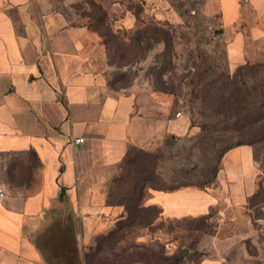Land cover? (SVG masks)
Segmentation results:
<instances>
[{
    "label": "crops",
    "instance_id": "obj_1",
    "mask_svg": "<svg viewBox=\"0 0 264 264\" xmlns=\"http://www.w3.org/2000/svg\"><path fill=\"white\" fill-rule=\"evenodd\" d=\"M91 1L114 33L134 27L127 0ZM216 1L233 70L249 58L248 43L264 47V0ZM78 3L88 4L0 0V264H85L95 235L122 209L109 196L131 150L151 151L189 127L160 92L113 87L106 45ZM258 173L253 145H236L210 186L151 189L145 205L165 218L213 219L197 264H226L228 249L256 235L248 203Z\"/></svg>",
    "mask_w": 264,
    "mask_h": 264
},
{
    "label": "rangeland",
    "instance_id": "obj_2",
    "mask_svg": "<svg viewBox=\"0 0 264 264\" xmlns=\"http://www.w3.org/2000/svg\"><path fill=\"white\" fill-rule=\"evenodd\" d=\"M79 5H85L81 9L83 14L98 13L90 3H78L77 9ZM127 5L136 20L132 29H118L113 33L109 21L110 31L99 26L110 45L108 80L115 88L137 84L136 91H156L158 80L165 78L160 74H166L168 87L176 95L156 92L162 94L164 102H170L174 113L178 111L186 116L189 127L186 132H178L175 139L166 137L160 146L144 150L156 156L154 168L159 176L144 188L139 202L141 206L153 208L131 211L135 200L120 204L122 209L109 215L110 224L95 235L93 250H86L84 263L146 264L138 258L146 257L151 251L158 254L163 247L166 254L181 251L187 256L179 264H197L203 253L197 249L199 236L214 231V220L162 217L158 207L145 205L148 193L173 182H201L217 167L226 146L237 140L252 139L259 169L257 181L261 186L255 200L248 203L256 235L244 248L234 245L225 254L226 264H264V137L259 139L264 125L245 119L246 116L254 118L258 110L264 111V47L248 43L252 49L245 62L248 66L232 80L225 74L232 76L238 66L229 68L223 42L215 33L219 29L216 0H127ZM146 6L152 10H145ZM99 8L101 11L100 5ZM92 24L98 27L96 21ZM158 29L167 32L165 42L159 41ZM165 56H170V65L160 71L167 61ZM201 71L204 73L200 75ZM244 92L248 94L246 108H230V103L236 104L235 100ZM224 114L229 116L224 118ZM139 151L142 150H131L129 157L138 155ZM137 166L143 169L146 163L140 161L126 167L122 163L121 176L128 168L136 170ZM123 180H115L111 200H117L121 191L126 190H122ZM146 221L149 225H145Z\"/></svg>",
    "mask_w": 264,
    "mask_h": 264
},
{
    "label": "trees",
    "instance_id": "obj_3",
    "mask_svg": "<svg viewBox=\"0 0 264 264\" xmlns=\"http://www.w3.org/2000/svg\"><path fill=\"white\" fill-rule=\"evenodd\" d=\"M87 2H88V4L90 3L93 6V8L98 10V13L95 12V15L92 13L91 14L88 13V17H89V19L87 21L88 26L91 27L92 29L96 30L99 33V35L102 39V42L106 45L107 52H109L110 51V45L107 42L106 33L101 32L100 31L101 29L99 28V26H100L105 31H110V27L108 24V20L105 17V13L102 10L100 11L99 6L93 4V2L91 0H87ZM93 21H96V24L98 27L94 26L95 24L94 25L92 24ZM158 33L160 34V37H158L159 41L165 42L166 37H167V32L165 30L158 29ZM166 58H167V61L163 62L162 69L160 71L167 69V66L170 65V56H168ZM108 59H109V57H108ZM246 66H248L247 63H245L243 65H239L236 68V70L232 76L231 75L228 76L227 74H225V77L226 78L229 77L230 79L235 80L239 76V73ZM203 73L204 72L201 71L199 74L201 75ZM160 76H162V77L165 76V78L162 79L161 81L158 80L155 90L161 91L164 93H170V94H173V96L176 95V93L174 94V92L171 90V87H168V80L169 79L166 78V74H160ZM209 83H211V82H209ZM247 96H248V94H246L245 92L242 93V96H240L241 98L235 100L236 104L232 105L233 101L230 103V108L234 107V106L235 107L240 106L241 108H244V107L246 108L247 104L245 105V99L248 98ZM228 116L229 115H227V114L223 115L224 118H227ZM245 119H247L250 123H254V124L257 122H261V126H262V125H264V111L259 112V110H258V113L254 118H253V116H251V117L246 116ZM262 137H264V131L262 132L261 136L259 135V139H261ZM251 142H253L252 139H249V141L247 139L246 140L245 139L244 140H237L235 143H231L230 145L226 146L225 149L222 151V155L224 154L225 151H227L229 148H231L233 146L241 145V144H252ZM222 155H221V157H222ZM148 156L152 157V159H149ZM221 157H220V160H221ZM155 158H156V156L151 154V153H148L146 151H139L138 155L130 157L129 159H127L124 162V167H126V166H129V164H134L135 162L139 163L140 161L141 162L144 161V163H146V167H144L143 169H138V166H137L136 170L132 169L130 167V168H128V171H126L125 175L120 176L118 181L119 180L122 181L124 177H127L128 179H127V181L123 180V182H125L126 184L124 183L122 190H124V189H126V190L121 191L122 192L121 195H119V198L117 200H115V201H117V203L125 205L126 203H131V201L135 200L136 202L133 206V209H131V211H144V210H151L153 208L152 206H146V207L141 206L139 201L141 200V198L144 195V188L146 186L153 184L154 177L159 176V174L155 171V168H154L155 163H157ZM219 167H220V161H219V163H217V167L215 169H213L212 174L209 177H206L201 182L199 181L197 183L194 182V183H186V184L173 182L172 184H170L168 186H164V187L158 188V189L170 191V190L177 189V188L184 186V185L199 186L202 188L208 187L214 182ZM159 179H161V177H159ZM160 183L163 184L162 182H160ZM260 190H261V186H260V183H258V190L250 198V202L255 200V197L258 195ZM207 218L208 217H203L201 219L204 222L205 220H207ZM145 225H149L147 221H146ZM90 248L93 250L92 246H90L89 249ZM186 257L187 256L184 255L181 251L175 252L173 254H166L165 250L162 247V250L160 253L155 254L151 251L148 255H146V257H144V258L139 257L138 260L146 261L147 262L146 264H150L151 262H154V264H179Z\"/></svg>",
    "mask_w": 264,
    "mask_h": 264
},
{
    "label": "built area",
    "instance_id": "obj_4",
    "mask_svg": "<svg viewBox=\"0 0 264 264\" xmlns=\"http://www.w3.org/2000/svg\"><path fill=\"white\" fill-rule=\"evenodd\" d=\"M180 115V112H177L176 113V116ZM83 141V138L79 137V138H74V142H82ZM4 195V191L2 189V187L0 186V197H3ZM134 264H142V263H139V262H136Z\"/></svg>",
    "mask_w": 264,
    "mask_h": 264
},
{
    "label": "water",
    "instance_id": "obj_5",
    "mask_svg": "<svg viewBox=\"0 0 264 264\" xmlns=\"http://www.w3.org/2000/svg\"><path fill=\"white\" fill-rule=\"evenodd\" d=\"M221 32V30L220 29H217V30H215V33H220Z\"/></svg>",
    "mask_w": 264,
    "mask_h": 264
}]
</instances>
